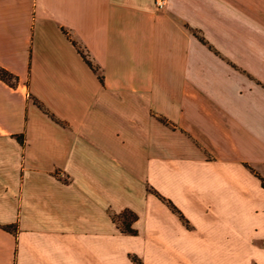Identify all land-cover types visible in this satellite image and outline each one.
Listing matches in <instances>:
<instances>
[{
  "label": "crops",
  "instance_id": "1",
  "mask_svg": "<svg viewBox=\"0 0 264 264\" xmlns=\"http://www.w3.org/2000/svg\"><path fill=\"white\" fill-rule=\"evenodd\" d=\"M0 67V264H264V0H0Z\"/></svg>",
  "mask_w": 264,
  "mask_h": 264
},
{
  "label": "trees",
  "instance_id": "2",
  "mask_svg": "<svg viewBox=\"0 0 264 264\" xmlns=\"http://www.w3.org/2000/svg\"><path fill=\"white\" fill-rule=\"evenodd\" d=\"M83 56V54H82ZM0 79L3 80L4 82H6L8 85L10 86H14L15 83H16V76H14L13 74H11L10 72H8L7 70L3 69L0 67ZM42 109H44L42 106H40ZM46 111V110H45ZM262 185L264 186V180H262ZM162 200H164L163 198H161ZM166 201V200H165ZM167 205L169 206V208L174 211V212H177L175 206L169 201L167 200L166 201ZM129 211V210H128ZM131 213V212H130ZM179 217H181V215L179 214ZM113 218V217H112ZM114 219V218H113ZM136 218L134 217V219L132 220L135 221ZM131 225V224H130ZM130 228H126V229H122L120 227V230L124 233H128V234H132V235H135L136 234V231L133 230L131 228V226H129ZM133 260L138 264V262L136 261V258L133 257Z\"/></svg>",
  "mask_w": 264,
  "mask_h": 264
},
{
  "label": "rangeland",
  "instance_id": "3",
  "mask_svg": "<svg viewBox=\"0 0 264 264\" xmlns=\"http://www.w3.org/2000/svg\"><path fill=\"white\" fill-rule=\"evenodd\" d=\"M146 189L149 190L150 192H153L151 188L146 187ZM162 202L167 205V203L164 200H162ZM130 212L131 211L124 210L121 213L114 215L113 218L118 223L119 227H121L122 229L130 228L129 226H131V228L135 230L137 233L138 229L132 226V220L134 219V217L137 219L138 216L135 213L133 212L130 213Z\"/></svg>",
  "mask_w": 264,
  "mask_h": 264
},
{
  "label": "built area",
  "instance_id": "4",
  "mask_svg": "<svg viewBox=\"0 0 264 264\" xmlns=\"http://www.w3.org/2000/svg\"><path fill=\"white\" fill-rule=\"evenodd\" d=\"M166 5V0H154V6L157 10H162Z\"/></svg>",
  "mask_w": 264,
  "mask_h": 264
}]
</instances>
